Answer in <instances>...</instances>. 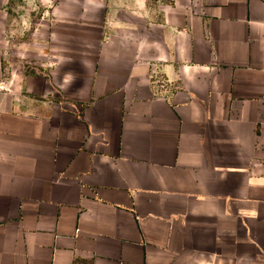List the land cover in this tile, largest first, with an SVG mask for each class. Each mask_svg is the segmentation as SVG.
<instances>
[{"label":"crops","instance_id":"obj_1","mask_svg":"<svg viewBox=\"0 0 264 264\" xmlns=\"http://www.w3.org/2000/svg\"><path fill=\"white\" fill-rule=\"evenodd\" d=\"M0 264H264V0H0Z\"/></svg>","mask_w":264,"mask_h":264}]
</instances>
